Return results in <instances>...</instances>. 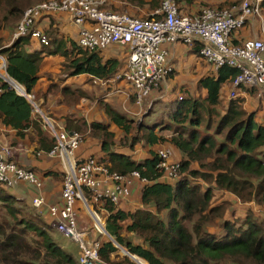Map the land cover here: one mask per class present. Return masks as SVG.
Here are the masks:
<instances>
[{
    "label": "trees",
    "instance_id": "1",
    "mask_svg": "<svg viewBox=\"0 0 264 264\" xmlns=\"http://www.w3.org/2000/svg\"><path fill=\"white\" fill-rule=\"evenodd\" d=\"M45 1L49 0H0V55L7 61L6 72L34 96V103L42 111L50 93L64 94L58 103L70 106L74 102L68 95L78 92L72 86L60 90L58 83L51 84L46 91L35 90L47 58H63L61 74L101 80L113 78L125 63L107 57L106 49H83L78 44L79 37L75 40L53 30L42 32L38 29L40 21L35 28L48 45L40 39V48L30 51L34 39L31 35L14 40L24 12ZM163 1L151 0L152 8L161 7ZM186 2L208 7L203 5L205 1ZM232 4L210 8L225 9ZM109 7L121 13L116 7ZM199 50L200 47L198 55ZM238 74L236 68L224 65L217 73L202 76L196 89L204 95L194 96L180 89L182 95L164 103L161 117L155 123L146 121L153 115L152 108L138 121L109 104L104 111L109 122L94 120L88 124L75 116L64 119L62 123L69 132H83L88 141L96 142L98 151L92 156L108 164L111 171L124 175L138 172L143 180L139 207L125 210L121 207L123 203L104 204L103 210L108 214L104 218L107 235L96 238L101 242V263L264 264V216L252 209L242 213L230 210L232 196L264 208V122L258 121V111L244 107V99H231L225 104L221 98L223 86L232 84ZM0 124L13 131L17 139L36 143L38 151L49 152L55 146L42 115L1 77ZM113 126L122 133L121 139ZM164 147L172 148L177 159L180 156L177 178L165 179V172L159 168L158 151ZM62 176L58 174L59 178ZM2 210L7 217L0 215V264H80L79 259L54 241L41 215L0 185V214ZM30 235L41 239V251L32 249ZM127 235L135 238L129 239ZM117 244L136 256L137 263L131 258L113 261ZM29 254L32 261L22 259Z\"/></svg>",
    "mask_w": 264,
    "mask_h": 264
},
{
    "label": "built area",
    "instance_id": "2",
    "mask_svg": "<svg viewBox=\"0 0 264 264\" xmlns=\"http://www.w3.org/2000/svg\"><path fill=\"white\" fill-rule=\"evenodd\" d=\"M188 0H164L162 6L148 18H136L102 9L106 0H49L28 8L14 34V40L31 35L48 45L45 37L35 27L46 15L67 14L73 23L81 27L78 44L85 50H105L111 46L126 47L128 60L113 78L95 79L103 86L111 82H122L132 89L135 103L142 107L153 91L166 80L173 69L168 63L169 51L166 44L182 42L193 47L200 44L199 55L215 71L228 65L239 71L233 80L229 99H236L242 88L264 87V40L248 39L239 45L232 42L233 35L243 30L252 17L263 19L261 14L264 0H241L229 8L216 9L201 7L194 15L182 13L180 5ZM196 3L205 0H194ZM264 32V23L262 22ZM7 61L0 55V75L6 72ZM5 78V77H4ZM13 88L26 97L35 111L41 110L34 103V96L26 92L19 83L9 79ZM118 92H121L118 89ZM43 124L48 134L55 140L49 152L37 151L38 157L57 160L63 166L62 204L48 208L50 227L64 237L79 244L80 264H100L101 242L89 239L78 225L77 204L87 208L94 221V232L106 236L103 210L105 203L120 206L129 200L137 182H142L138 172L129 175L111 171L108 164L93 156L79 157L78 151L84 143L80 132H69L65 125L46 116ZM12 146L0 148V185L7 189L26 183L40 191L42 178L31 169L10 160ZM161 158L159 168L165 172L164 178H177L179 163L172 162L174 151L164 147L158 151ZM89 192V194L87 193ZM45 204L43 196L33 200L40 208ZM97 210V212H96ZM105 211V210H103ZM117 247V245H116ZM103 264V263H102Z\"/></svg>",
    "mask_w": 264,
    "mask_h": 264
},
{
    "label": "crops",
    "instance_id": "3",
    "mask_svg": "<svg viewBox=\"0 0 264 264\" xmlns=\"http://www.w3.org/2000/svg\"><path fill=\"white\" fill-rule=\"evenodd\" d=\"M143 1L145 3L141 5L139 4V2L133 3V2H130L129 0H114L113 6L116 7L117 10L121 11V13H128L138 18L139 17H150L160 8L158 7V8L153 9L151 6V0H143ZM237 1L239 0H205L203 5L205 6L207 5L208 7L217 8V7H220L221 5L224 7V6L230 5ZM199 8L200 7L196 4L189 5L188 2L182 3L180 5V10L182 11V13H185L191 16L196 14ZM105 10L113 11L110 9V7ZM262 22L264 23V14H263V19L259 17H252L249 20L247 26L243 30L238 31L233 35L232 42L234 44H241L243 41L248 40V39L264 40V32L262 31ZM38 29L42 32L46 30H53V31H56L59 35H64L65 37L68 36L76 40L79 37L81 27L75 25L72 19L70 18V16L67 14H53V15H49L41 19L40 22L38 23ZM30 47H31L30 51L39 49L40 48L39 39H33ZM199 47H200L199 43H196L193 47H190V46L185 45L181 41L178 43L172 44V45L171 44L164 45V48H167L169 51L168 63L171 60L172 62H174V65L176 66L182 63L185 65H190L191 68L192 67L194 68L196 66L199 75L202 77L203 70H202L201 63L204 60L197 53ZM106 51L107 50H105L104 52L106 53ZM106 56L116 57L120 59L118 56L111 55L110 52H107ZM62 61H63V58H61L60 56L50 57L45 60V63L41 70V79H40L39 85L36 86L35 90L41 89V90L46 91L51 86V84H55V83H58L57 85H59L60 90H61L62 87L64 86H68V87L72 86L75 83V81H77V79L88 77L86 75H81L77 77L62 75L61 74L62 67L60 65ZM197 61L198 62L200 61V63H197ZM206 64L210 68L207 69L205 75L203 76L217 73L218 70L215 71L211 65H209L208 63ZM125 65H126V61L124 63V67ZM49 75L51 78L49 77ZM201 77H199V79ZM192 78L194 79L196 78V76L194 75ZM109 87L111 89L117 90V93L114 91H112L111 93L117 94L126 103L129 102L128 97L130 96V94L122 90V89L127 90V88H129V85L122 83V82H119V83L111 82L109 83ZM118 89H120L121 92H118ZM230 89H231V82L226 83L222 88L221 98L225 104L231 100L228 97ZM251 89L254 90L252 94L249 93ZM251 89H248L245 87L242 88L239 91L240 95L237 98L244 99V107L247 110L256 111V108L254 107V105H251L248 101L249 99L253 98L257 94H261L264 96V93L260 92L264 90V87L263 88H260V87L251 88ZM60 90L59 92H61ZM155 93L157 94L156 91L155 92L153 91L150 97H148L145 101L149 99L153 101ZM57 94L56 95H54L53 93L49 94L48 96L49 100H48L46 109L43 111L41 110L43 115L45 116L49 115L52 119L58 120L59 123L64 122V119L68 116H75L77 118H82L88 124H90L94 120H99V121L103 120L104 122H109L108 117L106 116L104 111H88V109L84 105V102H85L84 99H82L78 104L73 103V104H69L70 106H68L67 103L65 102L64 103L56 102V100L61 101L64 99V94L62 93H59L58 95ZM135 106H136V103H135ZM122 112L126 113L129 116H134V115H138L142 113V111H138L136 113L135 111L127 110V108H125V111H122ZM257 119L260 122H264V111H258ZM112 130L115 131L114 126L112 127ZM14 139L16 141H14ZM6 145L13 147L10 160H12L13 162H16L17 164L23 167H26L36 172V174H38V176L42 178V181L44 183L41 191L32 185L23 183L19 185L18 187L12 188V191H9V192L13 194L18 201L24 204H27L33 211H35L36 214L41 215L42 218L46 221V224H48V226L50 227V224H49L50 219L48 215L49 206L62 204L61 194H62L63 176L62 178L58 177V174L63 175L64 169H63L62 164L57 160H50L45 157H38L36 154L38 151L36 150V143H32L28 139H25V140L17 139L13 131L5 129L0 124V148ZM90 146H91L90 148L85 146V149H82L81 151L79 150L78 156L87 158L89 156L94 155V153H96L98 149L95 151L93 149L89 151L95 145H90ZM142 185H143L142 182H137L134 185L133 190H132V196L129 198V200L125 201L122 204L121 206L122 208H124L125 210H133L140 206V190H141ZM38 196H43L45 200V204L41 206L40 208H36L33 205V200ZM101 212L103 215H106L105 211L101 210ZM78 216L81 217V212H80V215ZM79 217H78V225H79L80 231L85 232L87 237L92 240L100 236L91 230L89 221L84 223Z\"/></svg>",
    "mask_w": 264,
    "mask_h": 264
},
{
    "label": "rangeland",
    "instance_id": "4",
    "mask_svg": "<svg viewBox=\"0 0 264 264\" xmlns=\"http://www.w3.org/2000/svg\"><path fill=\"white\" fill-rule=\"evenodd\" d=\"M113 5H114V0H106L104 5L102 6V9H108L109 6L113 7ZM121 14H128V13H121ZM261 14L263 16L262 11H261ZM128 15H130V14H128ZM130 16H132V15H130ZM132 17H135V16H132ZM136 18H138V17H136ZM139 18H141V17H139ZM106 50L108 52H110L111 55L118 56L120 59H122L123 62H125L127 57H128V50L126 48H122V47H118V46H115V47L112 46V47L107 48ZM170 61H169V65L173 69L171 78L167 77L166 80L159 86V88L155 90L157 92V94L155 93L153 101L151 99L145 101L141 108H139L137 105L135 106V100H134L133 92H132V89L130 87L127 88V90L122 89L126 93L130 94V96L128 97L129 102L126 103L123 99L120 98V96H118L115 93H111L112 91L117 93V90L111 89L109 86H107V87L103 86L101 83L95 82L94 78L92 79L89 77L80 78V79H77V81H75V83L72 85V87H73V89H78V92L74 95H68V99L74 103H77V104L82 99H84L85 100L84 105L86 106L88 111H105V105L106 104H109V105L115 107L116 109H118L120 111H125V108H127V110L135 111L136 113L138 111H142L141 114L133 116L138 121L141 119L143 114L149 112V111H147L148 109L152 108V111H154L153 115L151 117H147L146 121H151V122L155 123L161 117V113L163 111L164 103L167 101H170L171 99H173L175 97L182 95L183 91H180V89L187 91L189 94H192L194 96L204 95L203 91L199 90L198 88H197L198 90L196 89L199 77H201L197 71L196 66L194 68L193 67L191 68L190 65H185L183 63L176 66V65H174V62H172V61L170 62ZM61 63H60V65H61ZM197 63H200V61L199 62L197 61ZM201 65H202V70H203L202 71V76H203V75H205L207 69L210 67L204 61H202ZM62 74L65 75L64 73H62ZM194 75L196 76V78L193 79L192 77ZM0 76L5 77L6 79L9 80V78L5 72H2ZM260 92L264 93V90H262ZM56 102L58 103L59 100H56ZM248 102L251 105H254V107L256 108V111H264V96L263 95L257 94L253 98L249 99ZM40 114L43 116L42 112ZM48 116L49 115H47L46 117H48ZM55 121L59 122L58 120H55ZM101 121H103V120H101ZM115 133H116L118 139L122 138V133L118 129L115 131ZM82 134H84V133L82 132ZM90 145H95V146H93V148H91L89 151H91L92 149L94 151L98 149V147L96 146L97 145L96 142L95 141H88V139H86V136L84 135V143L81 145L80 151L82 149H85V146L90 148L91 147ZM141 149H140V151H144V148H141ZM122 151L129 153V151L127 149H123ZM179 158H180V156L178 155V159ZM178 159L176 156H174L172 158V161L173 162H179ZM9 191H12V189H9ZM231 201H232V207H233V208L232 207L230 208L231 211L233 209H235L237 212L242 213L245 210L252 209V210H255L256 213H259V215L264 216V212H263L264 208H262L261 206H259L257 204L255 205L254 202L244 203L239 198H237L235 196H232ZM77 211H78V215H80V212H81V217H79V216L78 217L81 218V220L84 223L87 221L90 222L91 230L94 232V228H93L94 221L92 220V216H91L90 212L87 210V208L85 206L83 208L81 206V204L78 203L77 204ZM96 212H97V210H96ZM241 213H238V214H241ZM98 214L100 216H102V218H103L101 211H98ZM0 215L7 217V213L5 212V210H2ZM228 215H231V213L229 212ZM88 217H89V219H88ZM90 226H89V228H90ZM49 233L53 237L54 241H56V243L58 245L63 247V249L67 253L71 254L76 259L80 258L81 250H80L79 244L77 242L71 241L70 239L64 237L63 235H61L59 232H57L55 229H53L51 227L49 228ZM97 234H99V233L97 232ZM127 237L129 239H132V240L135 238L132 235H127ZM94 240H96V239H94ZM29 243H30L32 249H39L40 251L42 250L41 239L39 237H37L35 235H30ZM116 248H117V251L112 254V258H111L113 261L120 262L126 258L130 259L129 252L125 247H122V246L117 244ZM31 258H32V254H29V255L24 256L22 259L32 261ZM133 262H135V261L133 260ZM41 263H42V261H41ZM135 263H137V262H135ZM137 264H139V263H137ZM245 264H248V263L246 262Z\"/></svg>",
    "mask_w": 264,
    "mask_h": 264
},
{
    "label": "water",
    "instance_id": "5",
    "mask_svg": "<svg viewBox=\"0 0 264 264\" xmlns=\"http://www.w3.org/2000/svg\"><path fill=\"white\" fill-rule=\"evenodd\" d=\"M4 79V81H6V82H8L9 84H11L12 82H10V80H7L6 78H3ZM130 258H132L134 261H135V259L137 258L136 256H131L130 255ZM136 262V261H135ZM100 264H102V263H100Z\"/></svg>",
    "mask_w": 264,
    "mask_h": 264
},
{
    "label": "clouds",
    "instance_id": "6",
    "mask_svg": "<svg viewBox=\"0 0 264 264\" xmlns=\"http://www.w3.org/2000/svg\"><path fill=\"white\" fill-rule=\"evenodd\" d=\"M7 76H8V74H7ZM1 77V76H0ZM2 79L4 78V77H1ZM9 78V77H8ZM10 79V78H9ZM8 80V79H7Z\"/></svg>",
    "mask_w": 264,
    "mask_h": 264
}]
</instances>
